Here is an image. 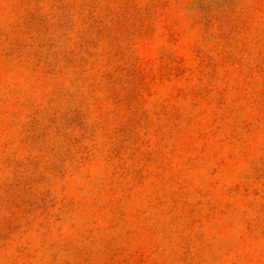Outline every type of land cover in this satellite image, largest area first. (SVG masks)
<instances>
[{
  "label": "rangeland",
  "instance_id": "rangeland-1",
  "mask_svg": "<svg viewBox=\"0 0 264 264\" xmlns=\"http://www.w3.org/2000/svg\"><path fill=\"white\" fill-rule=\"evenodd\" d=\"M0 264H264V0H0Z\"/></svg>",
  "mask_w": 264,
  "mask_h": 264
}]
</instances>
